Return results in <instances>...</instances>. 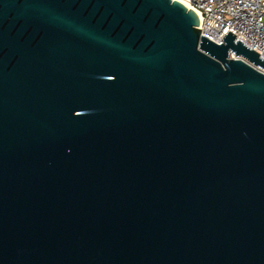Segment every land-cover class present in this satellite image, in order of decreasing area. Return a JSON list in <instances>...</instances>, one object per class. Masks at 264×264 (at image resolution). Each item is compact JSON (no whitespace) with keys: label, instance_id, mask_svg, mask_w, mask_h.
Segmentation results:
<instances>
[{"label":"water","instance_id":"1","mask_svg":"<svg viewBox=\"0 0 264 264\" xmlns=\"http://www.w3.org/2000/svg\"><path fill=\"white\" fill-rule=\"evenodd\" d=\"M176 0H0V264H264V59Z\"/></svg>","mask_w":264,"mask_h":264},{"label":"built area","instance_id":"2","mask_svg":"<svg viewBox=\"0 0 264 264\" xmlns=\"http://www.w3.org/2000/svg\"><path fill=\"white\" fill-rule=\"evenodd\" d=\"M199 16L201 35L218 45L231 33L264 59V0H182ZM230 58L242 60L256 71L264 69L243 56Z\"/></svg>","mask_w":264,"mask_h":264},{"label":"bare ground","instance_id":"3","mask_svg":"<svg viewBox=\"0 0 264 264\" xmlns=\"http://www.w3.org/2000/svg\"><path fill=\"white\" fill-rule=\"evenodd\" d=\"M176 1L181 2V3L184 4L188 9L193 10V9H192L191 7H189L184 1H182V0H176Z\"/></svg>","mask_w":264,"mask_h":264}]
</instances>
